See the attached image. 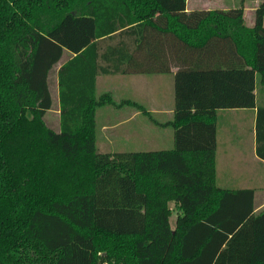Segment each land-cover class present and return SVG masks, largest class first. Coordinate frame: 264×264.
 Wrapping results in <instances>:
<instances>
[{"label": "trees", "instance_id": "obj_1", "mask_svg": "<svg viewBox=\"0 0 264 264\" xmlns=\"http://www.w3.org/2000/svg\"><path fill=\"white\" fill-rule=\"evenodd\" d=\"M244 3L0 0V264H264L256 188L217 182L224 110L257 108L264 161V0L251 27ZM76 18L92 39L71 53L56 35ZM57 64L59 130L45 122ZM173 68L174 146L99 151L98 108L152 115L98 76Z\"/></svg>", "mask_w": 264, "mask_h": 264}, {"label": "rangeland", "instance_id": "obj_2", "mask_svg": "<svg viewBox=\"0 0 264 264\" xmlns=\"http://www.w3.org/2000/svg\"><path fill=\"white\" fill-rule=\"evenodd\" d=\"M211 2L212 0H207ZM219 1L220 4H230L231 7L240 4L241 0H214ZM201 3L205 0H192V3ZM244 5L246 7L247 13L246 17L248 19L252 18V13L249 12L251 9L250 5L254 6L257 4L256 0H244ZM88 22L85 19H69L68 26L59 30L56 37L64 41L67 45L68 50L71 53L77 50H71V45H84L92 36H90L86 41L83 40V35L88 27ZM74 31V35H70ZM69 34V35H67ZM85 41V42H83ZM80 47V46H79ZM73 49V48H72ZM68 52L65 55L67 58L70 55ZM64 58V59H65ZM63 59V60H64ZM62 60V61H63ZM61 61V62H62ZM59 64L55 65L49 74V84L51 92L54 99L53 108L46 114L45 122L48 126L53 129H60V113L58 104V81H57V70ZM151 74L143 75L141 73L132 74L127 80V74H117L100 77L98 82L99 92L110 91L113 92L117 100L134 98L141 102H147V107L152 108L154 105L157 106L159 98L162 94L166 95V101L174 105V87L172 86V78L168 74ZM264 95V86H259V97ZM148 96V98H147ZM132 106L122 105V106H102L97 111V135L96 142L97 148L101 152H115V151H151V150H162L170 149L173 147V129L170 125H160L155 124L153 121L148 119L145 114H138L133 118V120H128L127 123L119 124L118 126L112 127L113 123L127 119L130 112L133 111ZM155 118L157 120L170 119L167 115L164 116L158 114L157 111L154 112ZM172 118V115L170 116ZM224 119H222V122ZM221 122V121H220ZM164 128V129H160ZM261 170L262 168L259 167ZM263 182V180H261ZM262 187L258 192V199L264 196V184H260ZM176 220V213L171 216V222L174 223Z\"/></svg>", "mask_w": 264, "mask_h": 264}, {"label": "crops", "instance_id": "obj_3", "mask_svg": "<svg viewBox=\"0 0 264 264\" xmlns=\"http://www.w3.org/2000/svg\"><path fill=\"white\" fill-rule=\"evenodd\" d=\"M262 1L263 0H256L257 4H255L254 6L250 5L252 9L249 11L252 13L251 19H248L246 17L247 10L245 7L244 17L247 26L251 27L255 24V11L256 8L262 3ZM216 8L228 9L231 8V5L225 4V2L224 4H220L219 1H214V0H212L211 2L205 0V2H202V4L201 3L199 4L198 2L192 3V0H187V10L216 9ZM175 70L176 68H173V72L152 73V75L153 74L170 75L173 83L172 86L174 87ZM141 74L144 75L145 73H141ZM131 75L132 74H127V80L130 78ZM147 75H151V74H147ZM101 76L103 75H99L97 78V90L99 86L98 82L100 81ZM106 76H111V75H106ZM115 99L117 100L116 97ZM130 99L136 100L134 98H130ZM258 99L259 102H262V104L264 105V95L261 98L258 96ZM136 101L141 103L151 113L152 116L150 117L141 110L133 108V111L130 112L127 119L113 123L110 126L115 127L118 126L120 123L121 124L127 123L128 120H133L135 116L142 113L145 114L148 117V119L153 121L155 124L160 125V127L163 125H170L172 127L173 146H174V127L170 124V121L173 119V115H174V105L169 106L170 104L166 101V95L162 94L161 98H159L157 102V106L155 107L153 105L152 108L147 107V105L152 104V102L148 103L147 100L146 102H141L139 100ZM155 111H157L158 114L162 115L163 118L165 115H167L170 119H167V121L157 120L154 115ZM171 115L172 118L170 117ZM257 116H258L257 108H253V109L239 108V109L224 110L220 112L216 161H217L218 184L225 187H235V188L255 187L256 188L255 210L261 211L264 210V196L258 199V192L260 191L259 189L263 187V185L262 187H260L261 186L260 184H264V161L261 160L256 154ZM222 119H224L223 122ZM96 120H97V113H96ZM160 129H164V128H160ZM259 167H261L262 170ZM261 180H263V182Z\"/></svg>", "mask_w": 264, "mask_h": 264}]
</instances>
